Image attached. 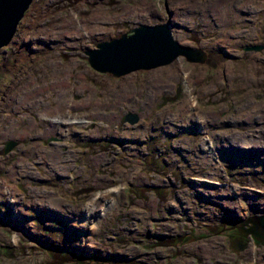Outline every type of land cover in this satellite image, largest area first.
<instances>
[{"label":"rangeland","instance_id":"1","mask_svg":"<svg viewBox=\"0 0 264 264\" xmlns=\"http://www.w3.org/2000/svg\"><path fill=\"white\" fill-rule=\"evenodd\" d=\"M207 3L213 6L210 16L201 11ZM177 7V21L182 27L173 24L174 36L181 43L187 41L190 46L205 49L211 55L206 63L189 62L181 56L182 62L139 69L118 78L90 65L85 53L88 48L118 38L140 24L164 23L172 19L170 9ZM236 7L238 12L234 11ZM224 8L226 15L221 19ZM83 26L86 27L81 31ZM93 26L98 27L96 36L80 35ZM182 28L187 39L178 34ZM263 30L264 0H34L12 42L1 51L8 65L0 73V133H4L0 137V185L9 190V196L5 197L0 190V213L7 211L6 201L13 194L21 216L9 224L8 217L0 214V264H207V256L201 254L200 247L207 251L213 237L224 239L225 249H218L211 263L264 264V259L258 258L261 252L257 246L244 245L242 251L237 250L229 241L232 229L217 224L223 213L219 204L225 205L219 198L221 194L226 192L232 202L237 200L232 197V186H237L245 198L234 202L242 207L237 210L239 216L248 218L253 214L243 201L249 202L255 215L264 213ZM47 32L63 33L66 39L57 36L52 42H45ZM184 76L190 79L187 85ZM66 79L71 87L65 91L75 101L94 92L97 98H110L113 107L97 112L102 114L104 110L111 119L100 116L104 122L95 119L88 126L74 125L75 130L85 134L74 138H65L59 131L43 135L41 131L47 125L39 114L59 97L61 89L55 87L44 93L35 89L55 82L64 84ZM82 82L88 88H79ZM189 84L194 88L193 98L185 91ZM204 86L215 89L207 92ZM125 88L128 97H120L119 91ZM24 95L30 98L23 99ZM191 100L197 103L196 116L203 120L201 128L193 120H183L177 110ZM73 109L76 115L87 112L82 108L77 111L76 106ZM141 110H151L152 115H143ZM55 112L60 115L57 111L51 115ZM115 112L123 115L113 116ZM130 112L138 115L136 123L125 120V114ZM66 113L69 114L67 110ZM27 115L39 118L40 125L28 135L24 131V138L7 137L15 135L14 122ZM28 120L22 125L28 124ZM140 124L146 126L140 128ZM106 126L112 128L110 133ZM97 128L98 134L90 133ZM204 130L212 135L238 134L248 144L255 141L262 146L256 152L263 160L255 161L253 166L234 162L235 166L228 165L229 169L220 158L224 151L215 147L217 151L208 157L209 164L191 171L196 166L194 153H210L202 143L206 137ZM10 141L16 144L7 150ZM57 144L64 145L67 157L60 177L48 172L50 162L41 152V147ZM212 167L228 168L227 177L212 176L215 190L209 189L207 196L203 186L208 181L199 182L194 191L185 173L201 171L200 176L206 179L202 171L213 175ZM218 175H222L221 170ZM223 178L228 180V191L226 184H220ZM29 181L32 182L28 184ZM218 184L224 188L216 187ZM105 189H116V194H106V200L99 205L104 208L103 218L84 221L85 210L77 208H83L93 194ZM179 192L182 203L177 200ZM212 192L213 198L220 199L215 204L209 199ZM245 192L262 197L256 201ZM52 199L61 200L63 207L52 203ZM115 202L117 207L112 212L109 206ZM179 205L194 211L189 223L170 212ZM38 207L51 209L40 215V221L34 211ZM31 215L33 218H28ZM194 219L197 227L191 225ZM89 220L97 223L93 236L89 235L93 239L81 243L82 238L88 237L83 235L80 240H72L69 229L73 225L78 229L87 227ZM211 232L224 233V238ZM241 239L244 238L234 240Z\"/></svg>","mask_w":264,"mask_h":264},{"label":"bare ground","instance_id":"2","mask_svg":"<svg viewBox=\"0 0 264 264\" xmlns=\"http://www.w3.org/2000/svg\"><path fill=\"white\" fill-rule=\"evenodd\" d=\"M233 1H236V0H233ZM195 6H196V4H195ZM179 8L180 7H177L175 10H171L170 9V12L172 14L171 22L182 27V25L177 21L178 18L176 16L177 11L179 10ZM212 10H213V6L210 5L209 3H207V4H205L204 6L201 7V11H202V13L205 16H210ZM228 10H229V6H228ZM226 11H227V9L224 8V12L221 15V19H223L225 17ZM234 11L238 12L239 11L238 7L234 8ZM154 12L155 11L153 10V13ZM136 15H141L143 17V14H141V13H136ZM170 26H171V30L174 31L173 30V25H170ZM85 27L83 26L81 28V31L84 30ZM55 33H57V32H55ZM55 33L51 32L50 35L48 34V32L44 33V34H48V35H45L43 37V40L45 42H52L58 36V37L61 38V40L65 41L64 39H66L65 38L66 36L63 33H61V34H55ZM172 33L174 35V32H172ZM97 34H98V27L97 26H93L92 30L89 31V32H84V33L80 32V35L83 38L84 37L85 38H89L90 36H96ZM178 34H179V36L182 39H187L188 34L183 30V28H182V30L178 31ZM63 36H64V38H62ZM69 43L70 42H66V45H71ZM182 44L190 45L189 42H187V41L186 42H182ZM175 61L182 62V57L178 56L177 58H175V60L173 62H175ZM153 72H156V71H153ZM109 74H111V73H109ZM184 74H186V73H184ZM81 76L82 77H80V79L84 80L85 76L84 75H81ZM183 79H184V82H185L186 85H187L188 82H190V79H188L187 76H184ZM171 84H172V82H171ZM69 86L71 87V84H70L69 80L66 79L64 84L61 83V82H58V83L55 82L54 84H51V85L50 84L44 85L42 87V89L36 87L35 91L37 93H44L43 92L44 90L48 91L50 89H54L55 87L61 89L59 97L57 99H52L49 102V104L46 106V108L39 114L40 117H41V120L43 122L46 121L45 123L47 125L45 131H41V133L43 135H48V134H50L52 132H55V131H59L60 134L63 137H65V138H67V137L74 138L73 137L74 135H78V136L85 135L82 132H80L78 130H75L74 129V125H85V126H88L96 118H98L100 116L103 117L105 115H108V113L107 114H100L99 112H97L98 109H106V108H109V107H113L111 102H110V98H107L105 100H103L102 98H97L95 96V94H96L95 92L89 94L88 97H85V98H82L80 100H76L75 101L74 98L72 96L69 97L67 95L66 91H65V88H67ZM79 88H88V86L86 85V83L82 82L81 85L79 86ZM192 89H194V88H192L190 84H189V86H185V91L187 92V94H188V96L190 98L194 97L193 93L191 91ZM208 89L212 90V89H215V88H212V86H210V87L204 86V88H203L204 91H206ZM210 90H208L207 92H209ZM36 95L37 94H35L33 96V98H35ZM116 96H118V95H116ZM119 96L120 97H128L127 89L125 88L122 91H119ZM24 97H29L30 98V95H27V96L24 95L23 99H24ZM190 98H188L189 101H190ZM74 106H76V110L77 111L80 110V108H84L85 111H87V112H83L85 114H82V115H76L75 113H73L75 111V109H73ZM196 106H197V103L195 101L191 100V103H189V105H187V104L179 105L177 107V110L180 111L179 114H181V118L183 120H187V119L193 120L194 123L196 125H198L199 128H201L203 126V124H202L203 120H201V121L198 120V118L196 116V113L198 111L195 110L197 108ZM66 107H68V108L66 109ZM185 107H187V109H185ZM66 110L68 111L69 114L66 113ZM54 111L59 112L60 115H57L56 112H55L56 115H51V113L54 112ZM90 111H92V112H90ZM102 111H104V110H102ZM149 112L151 113L152 111L149 110ZM115 115H117L116 112L113 114V116H115ZM160 115H162V114H160ZM250 117L253 118V115L251 114ZM26 118L29 119L28 120V124L23 126L22 123L26 120ZM109 119H111V115H110L109 118H107V120H109ZM168 119L170 121H173V119L171 117H168ZM34 120H35V118L33 116H30V115H27V116H24V117L20 118L19 120H17L13 124V129H14L13 133L16 136L15 135H8L7 137H15V139L24 138L25 137L24 134H23L24 131H27V135H28L30 131H32V130L37 128V123L34 122ZM97 120H100V122H104V121H101L102 118L101 119H97ZM152 123L154 124L155 120H153ZM145 126L146 125L143 124L142 128H144ZM20 128H21L22 131L19 130ZM9 131H10V133H12L13 130H9ZM106 131L108 133H110L112 131V128H109V126H106ZM204 132H205V135H208V140L209 141L205 142V146H206V148L208 149V151L210 153H209V155H207L206 151H202L200 153H194L193 156L196 157V166H192L194 168H190L191 171H194L195 168H198V167H200L202 165H205L206 163L209 164L208 157H210V155L212 154L213 151H217V150L214 149L215 147H217L220 150H226L229 153H232L233 156H235V153H237L236 151L240 150V148H242V147H245V146H242V144H241V142H242L244 144L249 145L248 148L250 149L249 151H245L244 153L242 152V154L238 153V155H242V157H245L246 155H248L250 151L256 152V149H260L259 147H262L260 145H257L255 143V141H253L250 144L246 143L244 141V139L243 138L241 139L238 134H236L235 136H230V135L221 136V134L218 133V132L215 133L214 135H212V133L207 132L205 130H204ZM90 133L98 134L99 133V128H97L95 130H91ZM131 133L132 132H129L128 134H131ZM3 134L4 133H2V135ZM219 136H221V137H219ZM233 145H236L237 148H234ZM55 146H57L56 152H58V158L56 157V155L54 153H47L46 157L50 160V163H51L52 166H56V167L58 166L60 168H64V167L67 166L65 164V161H67V158H65L66 153L64 151V145L57 144V145L51 146L50 148H44V147H42V148L44 150H47V151H53L55 149ZM239 152H241V151H239ZM256 155H257V152H256ZM252 161H256V162L260 161V157L259 156H257V157L246 156V158L244 160V162H246V163L247 162L251 163ZM58 162H61L62 164L60 165V164H58ZM212 171H216V167H212ZM200 172H186L185 173V176H186L185 179L190 184V186L192 187V189L194 191H196V188L198 187L199 182H207L208 181L207 183H204L205 184L204 186L202 184H200L201 186H203L204 195L207 196V192L209 191V189L215 190L213 188V186H212L214 184V181L212 180L213 177L208 171L207 172L206 171H202L204 173V175L206 176V179H203L200 176ZM248 184L250 185L251 183H248ZM0 190H2L1 192L4 193L5 196H9V190H3V186L2 185H0ZM232 190L235 193L234 195H232V197L236 196L237 200H233V202H232L233 198L232 199L229 198L228 195L226 194V192H223L221 194V197H219L221 200H223L225 202V204H227L228 201H229V203H228L229 208L232 209V211H230L229 213L227 211H224L226 214H223L224 218H226L228 216V219H229L228 222H232L231 220L233 219V217L235 215H237L238 208L239 209L242 208L241 205H238V204H236L234 202L245 200V198H242L243 196H241V193H240L239 189L237 188V186H234V187L232 186ZM248 190L251 191V190H255V189L248 188ZM115 191H116V189H108V190L105 189V191H100L90 200L89 204L87 203L88 204L87 206H89L91 208L85 209V207H83V208L78 207L77 210L78 211H81L82 209L85 210V211L87 210L89 218H92L95 221H100L103 218V216H104V214H103L104 208L103 207H99V205H101V203L106 200L105 199L106 194L115 195L116 194ZM242 192H244V190H242ZM253 193L254 192H252V193L245 192V194L248 197H251L253 195ZM214 195H215V193L212 192V196L209 197V199H211V203H215L217 201H220V199L218 197L213 198ZM256 198L258 200L261 197L257 196ZM177 200L182 202L181 192H179V197H178ZM243 202H245V201H243ZM52 203L58 205L59 207H63L62 201L59 200V199H52ZM170 204L172 205V202H170ZM109 207L111 208V210L113 212L114 209H116L115 207H117L116 202L110 204ZM15 209L18 210V206H14V211H16ZM65 214H66V212H65ZM109 214H110V212L107 213V216ZM1 215L6 216L7 214H6V212H3V213H1ZM14 215H15V218L20 217V213L17 212V211L14 213ZM88 217H85L84 221H86V219ZM21 222H23V221H21ZM88 224H89V226H87V227L85 226L84 228H80V229H78V227L76 225L71 224V225H73L72 229L70 228L69 231H68V233L70 234V238L72 240H74L75 238H80V236L85 235V236H88L87 238H85V241H91L93 239V237H89V235L94 233V231L96 230L97 223L93 222L92 220H89ZM14 226L17 227L16 225H14ZM86 228L88 229V232L85 231Z\"/></svg>","mask_w":264,"mask_h":264},{"label":"water","instance_id":"3","mask_svg":"<svg viewBox=\"0 0 264 264\" xmlns=\"http://www.w3.org/2000/svg\"><path fill=\"white\" fill-rule=\"evenodd\" d=\"M33 2L34 0H0V63L2 49L12 42L20 22ZM173 24L171 18L160 24H140L118 38L99 42L96 48H88L85 52L88 55V61L94 69L103 73H111L117 78L139 69L150 70L169 65L178 56H184L189 62L206 63L211 55L209 56L203 48L179 42L172 33L170 25ZM82 109L85 111L84 108ZM140 112H143V115H152V112L147 110ZM102 114H107V112L102 111ZM117 115L122 116L123 112H117ZM105 116L110 117L109 114ZM138 118L135 113L125 114V120L130 123H136ZM96 119H101V117ZM139 127L142 128L143 124ZM14 144L15 142H10L7 150ZM245 151H249V148H240L235 156H240L238 153L242 154ZM230 211L228 210V213ZM231 221L228 224L239 228L242 237H252L258 244L264 245V213L253 214L248 218L235 215ZM244 245L247 246L245 239L237 240L235 248L243 249Z\"/></svg>","mask_w":264,"mask_h":264},{"label":"built area","instance_id":"4","mask_svg":"<svg viewBox=\"0 0 264 264\" xmlns=\"http://www.w3.org/2000/svg\"><path fill=\"white\" fill-rule=\"evenodd\" d=\"M0 137H3V135H2V133H0ZM206 141H209L208 140V135H206V138H204L203 139V141H202V143H204V142H206ZM220 149H218V151H219ZM224 152H222V153H220V158H221V160H222V162L224 163V164H226L227 165V167L229 168V166L228 165H232L233 167L235 166V163L234 162H240V164L241 165H247V166H253L254 165V162L255 161H252L251 163L250 162H244V158H246V156H252V157H257V156H259L260 157V159L261 160H263L262 158H261V155H256V152H249V155H246L245 157H242V155H240V156H235V157H233V155H232V153H229L228 151H226V150H223ZM249 156V157H250ZM230 157V158H229ZM236 159V160H235ZM260 163V162H259ZM228 168H224V169H217L216 168V171H213L212 172V176H221V177H227V175H228ZM230 169V168H229ZM221 170V172H222V175H218L219 174V171ZM223 180L224 181H222V182H220V184H226L227 185V188H225V190H227L228 191V180H226L225 178H223ZM217 183V182H216ZM160 185H162V184H160ZM177 185V183L175 182V184H174V186H176ZM216 187H221V188H224L223 187V185H219L218 184V186H216ZM11 194H12V192H11ZM261 194L263 195L264 194V191H262L261 192ZM261 194H255V195H252L251 197L252 198H254V199H256V201H257V196L258 197H262L261 196ZM195 200V199H194ZM199 200H201V199H199ZM196 201V200H195ZM178 202L179 203H182L181 201H179L178 200ZM196 202H198V201H196ZM216 203V202H215ZM215 203H212V204H215ZM244 203V206L246 205V203H247V206H248V208H250L251 210V213H253L254 214V212L252 211V209L253 210H255L254 208H251V205L250 204H248L249 202H243ZM256 203V202H255ZM203 204V203H202ZM182 205V204H181ZM181 205H179V206H177V208H175V207H173L172 208V211H170V212H175V213H177L178 215H181L182 216V218L184 219V218H186L187 220H188V223H189V221H191L192 220V218H191V216H194V211H192V210H189L188 209V207L187 208H184V206H181ZM204 205V204H203ZM1 206V205H0ZM219 206L221 207V209H222V211H223V213H222V215L220 216L221 217V219H220V221H218L217 222V224H221V225H223L224 227H227L228 225V221H229V219H228V216L226 217V218H224V216H223V214H226L224 211H227L228 212V210H231L232 211V209L231 208H229V205H228V203L227 204H219ZM254 206L257 208V206L254 204ZM181 211H183V213L184 214H182L181 213ZM7 212V211H6ZM1 213H3V212H1ZM0 213V214H1ZM190 213V214H189ZM240 213H243V212H240ZM245 214H247V212L245 211ZM252 214V215H253ZM256 214V213H255ZM184 215V216H183ZM238 215V214H237ZM241 217V216H240ZM181 219V218H180ZM191 225L193 226V227H197V225H198V223H197V221L194 219L193 221H192V223H191ZM215 230V229H214ZM211 234H213V235H218V236H222L223 238H224V233H216V232H211ZM216 238H219V240H217ZM213 239V243L208 247V250L206 251L205 250V248H203V246L202 247H200V251H201V254H205L206 256H207V258L205 259V261H206V263L207 264H210L211 262H212V258L213 257H215V256H217L216 254H217V250L218 249H220L221 248V251L222 250H224L225 249V245H224V239H222L221 237H213L212 238ZM251 246V247H258L259 248V251L261 252V256H259L258 258H262V259H264V245H261V244H258L255 240H254V238H247V246ZM243 250V249H242ZM242 250H240V251H242ZM196 263V262H195ZM211 264H214V263H211ZM218 264H220V263H218Z\"/></svg>","mask_w":264,"mask_h":264},{"label":"flooded vegetation","instance_id":"5","mask_svg":"<svg viewBox=\"0 0 264 264\" xmlns=\"http://www.w3.org/2000/svg\"><path fill=\"white\" fill-rule=\"evenodd\" d=\"M17 34V33H16ZM8 65V63L6 62V59H2L1 60V63H0V73L2 72V70H3V68L4 67H6ZM34 117V116H33ZM35 118V122L37 123V127L40 125V121H39V118H38V120L36 119V117H34ZM43 122V121H42ZM57 148V146H55V149L53 150V151H47V150H44L42 147H41V152L43 153V155H45L46 156V154L47 153H54L55 155H56V157L58 158V152H56V149ZM65 158H67V157H65ZM49 160V159H48ZM95 160L97 161L98 160V157H96L95 158ZM49 162H50V160H49ZM58 164H61V162H58ZM25 170V169H24ZM47 170H48V172H52V174L53 173H58V174H55V175H57V176H61V171H63L62 170V168H60V167H56V166H52L51 165V163H49V166H48V168H47ZM59 170V171H58ZM32 181H29L28 182V184L29 183H31ZM25 186V184H23L21 187H19L20 189H22L23 187ZM96 194H93L92 195V197H91V199L95 196ZM5 197H8V196H5ZM90 199V200H91ZM90 200L87 202L88 204L90 203ZM7 202V212H6V216L8 217V219H7V223H9V224H13V221L14 220H16L17 218H19V217H17V218H15V215H14V213L16 212V211H14V206H18V205H16L17 203H16V201L14 200V196H13V194L11 195V199H9V202L8 201H6ZM87 203H84V207H85V209H89V208H91V207H89V206H87L88 204ZM68 204V203H67ZM68 206H70L69 204H68ZM78 206H76L75 208H77ZM11 210H13V213L11 212ZM16 210V209H15ZM51 209L49 208V207H38L37 209H35L34 211L37 213V214H35V217H36V219L37 220H41V217H40V215H43L42 213L43 212H45V213H48L49 211H50ZM85 217H88L89 215H88V213H87V210L85 211ZM21 216V215H20ZM44 216V215H43ZM31 217L33 218V216L31 215V216H29L28 218H30L31 219ZM22 218H24L23 216H22ZM43 218V217H42ZM88 219H90L89 217L86 219V220H88ZM96 223V222H95ZM16 224V223H15ZM94 224V223H93ZM92 224V225H93ZM236 227V226H235ZM225 228H227V230H230V229H232V231H231V234H230V236H229V238H231V240H229L233 245H235V243H236V241L234 240L236 237H242V233H241V230L240 231H238L236 228H233V226L231 227H229L228 228V226L227 227H225ZM121 229H123V228H121ZM85 231L86 232H88V229L86 228L85 229ZM26 234V233H25ZM92 235V234H91ZM93 236V235H92ZM30 237V236H29ZM90 237V236H89ZM116 237H117V239H119L121 236L118 234V235H116ZM87 238V237H86ZM244 238V237H243ZM77 238H75L74 240H76ZM246 241H247V238H244ZM79 240H80V238H79ZM85 242V238H82V240H81V243H84ZM227 245H228V242H227ZM80 246V245H79ZM235 247V246H234ZM227 262H222V263H220V264H226Z\"/></svg>","mask_w":264,"mask_h":264},{"label":"trees","instance_id":"6","mask_svg":"<svg viewBox=\"0 0 264 264\" xmlns=\"http://www.w3.org/2000/svg\"><path fill=\"white\" fill-rule=\"evenodd\" d=\"M230 226L232 227V224L228 225V228H229ZM233 228H236L238 231H240L239 228H237V227H234V226H233ZM148 248H149V247H148Z\"/></svg>","mask_w":264,"mask_h":264},{"label":"clouds","instance_id":"7","mask_svg":"<svg viewBox=\"0 0 264 264\" xmlns=\"http://www.w3.org/2000/svg\"><path fill=\"white\" fill-rule=\"evenodd\" d=\"M229 225V224H228ZM244 248V247H243ZM238 250V249H237ZM240 250H242V249H240Z\"/></svg>","mask_w":264,"mask_h":264}]
</instances>
